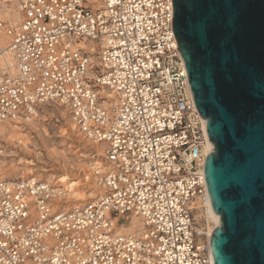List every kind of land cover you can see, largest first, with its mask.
I'll list each match as a JSON object with an SVG mask.
<instances>
[{
    "label": "built area",
    "instance_id": "1",
    "mask_svg": "<svg viewBox=\"0 0 264 264\" xmlns=\"http://www.w3.org/2000/svg\"><path fill=\"white\" fill-rule=\"evenodd\" d=\"M45 104L106 143L111 166L95 168L98 197L66 209L60 185L7 178L0 144V264H215L198 217L207 119L173 0H0V124L25 125ZM132 215L142 229L119 231Z\"/></svg>",
    "mask_w": 264,
    "mask_h": 264
},
{
    "label": "water",
    "instance_id": "2",
    "mask_svg": "<svg viewBox=\"0 0 264 264\" xmlns=\"http://www.w3.org/2000/svg\"><path fill=\"white\" fill-rule=\"evenodd\" d=\"M173 30L214 143V263L264 264V0H173Z\"/></svg>",
    "mask_w": 264,
    "mask_h": 264
},
{
    "label": "rangeland",
    "instance_id": "3",
    "mask_svg": "<svg viewBox=\"0 0 264 264\" xmlns=\"http://www.w3.org/2000/svg\"><path fill=\"white\" fill-rule=\"evenodd\" d=\"M32 121H35L37 126L36 124L30 126L28 123L22 127L25 132H33L28 153L20 150L22 145L18 141L12 145L8 137L15 131L12 127L16 126L6 124V134L0 137V144L4 150L3 165L6 176L11 180L35 178L57 182L60 185L77 181L81 185L80 192L92 191L95 196L86 198L80 206L98 197L102 189L94 179L93 170L96 162L100 160L94 156L95 150L88 145L87 138L79 135L80 132L73 126L66 109L56 104H45L41 106L38 115ZM85 167L89 168L93 180L91 184L85 175ZM64 176L68 177L65 182L60 180ZM90 186L93 188L89 189ZM75 199L74 194L68 195L67 201L70 206L73 207ZM202 219L206 224V219L204 217ZM127 222H132V219Z\"/></svg>",
    "mask_w": 264,
    "mask_h": 264
},
{
    "label": "bare ground",
    "instance_id": "4",
    "mask_svg": "<svg viewBox=\"0 0 264 264\" xmlns=\"http://www.w3.org/2000/svg\"><path fill=\"white\" fill-rule=\"evenodd\" d=\"M2 41H4V39ZM5 41H6V39H5ZM84 45L86 47H89V48H92V46H93L91 43H87ZM91 58L94 62L95 61L97 62L96 55L92 56ZM101 90H102V93H104V95H107L109 98L114 97V93L111 92V90L108 89L106 86H102ZM69 118L72 121L73 126L78 130L74 121L71 119L70 115H69ZM28 123L30 124V126H34L36 124V122L32 121V120H30ZM28 123H26L25 125H19V124L11 125L10 123H8L11 126H16V127H12L13 130H15V131L11 132L12 134L9 135V137H8L9 141L12 143V145H14L16 141H18L19 144L22 145V148L20 150H23V151L25 150V153L30 152L28 147H29V144L32 143L31 142L32 140L30 138H33V136H32L33 132L32 131L31 132H25V130L22 129V127H25ZM6 124L7 123H5V125L3 123L0 124V137L6 134V131H7L6 130L7 129ZM35 126H37V124ZM79 132H80L79 135H82L84 137V134L81 131H79ZM46 135H48V134H46ZM23 137H24V139H23ZM84 138L86 139V137H84ZM87 141H88V145L95 150L94 156H96L98 158V160H100V162H98V161L96 162V164L94 165V170H93L94 177H95L94 179H95V181H97V183L100 186V183H99L100 178L95 175V170H96L95 168L98 165H100L102 167L111 166L110 163L105 158V148L107 145H106V143L98 142V141H95V140H92L89 138H87ZM102 145H103V147H102ZM213 151H214V143L209 139V135H208V141L205 145V152L207 154H209ZM2 153L4 154V150H2ZM3 157L4 156H2V159H1L2 165H3ZM84 171H85V175L87 176V178L89 180V183L91 184V181H93V180H92L91 175L89 173V168L85 167ZM21 176H23V175H21ZM60 180L65 182L68 180V177H66V176L61 177ZM54 184L60 185L57 182H55ZM60 186L63 187L68 192L67 193L68 195L70 193H72V194H74V196H76V199L74 200L76 202L74 203L73 207H77V206H80V204H83V201H85L86 198L95 197L94 193L92 191L80 192L79 190L81 189V185H79L77 183V181L70 182L67 185L61 184ZM92 188L93 187L90 186L89 189H92ZM100 188H101V186H100ZM68 195L62 201V203H66V205H65L66 209H69L70 207H72V205L70 206V204L67 201ZM59 201L60 200H58L57 202H59ZM198 217H201V218L204 217L206 219V224H207L206 226H207L208 230L206 233V239H203V240H206L207 242L211 243L212 233L218 226H220V217H221V215L216 213V211L214 210L211 199H210L209 204L206 206V208L200 209ZM130 218L132 219V222H127L126 220L123 219V217H117L116 218L117 221H119V223H120V225L118 227L119 231L133 232V231H136L137 229H142L143 223H142V220H140V218L138 216L132 215ZM137 224H139L138 227H137Z\"/></svg>",
    "mask_w": 264,
    "mask_h": 264
}]
</instances>
